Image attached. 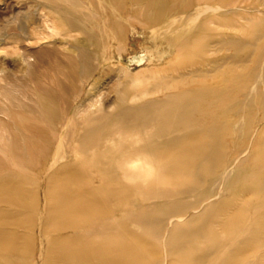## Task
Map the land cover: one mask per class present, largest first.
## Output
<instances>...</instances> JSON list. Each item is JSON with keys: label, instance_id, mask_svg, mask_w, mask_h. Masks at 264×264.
I'll return each mask as SVG.
<instances>
[{"label": "rangeland", "instance_id": "obj_1", "mask_svg": "<svg viewBox=\"0 0 264 264\" xmlns=\"http://www.w3.org/2000/svg\"><path fill=\"white\" fill-rule=\"evenodd\" d=\"M76 1L0 0V165L5 163L8 168L12 165L15 168L19 160L20 162H28L29 159L23 155L21 148L26 145H33L32 147L36 149H34L36 152L33 151L32 160L41 163L42 168L49 169L58 152V163L54 166L60 174L62 172L61 175L67 174L68 169L65 170L66 167L74 166L75 162H79V159L75 158L72 153H68L63 148V143H68L69 147H73L77 144V137L72 136L73 138L70 137L69 140L67 139L68 141L64 142L63 134L68 130L69 123L67 121L61 122L58 118H52L53 114H65L69 117L78 103L95 116H102L106 113L115 114L117 111L115 97L117 91H121V89H126L132 95L127 97V106H135L142 102L157 101L172 96L177 90L183 92L184 88L167 89L168 77L174 76L177 72H188L213 60L221 65L217 74L220 71L221 73L224 72V76H221L223 78L217 86L224 89L233 88L231 84L235 85L236 81L242 83L245 78H233V73L230 71L233 69V65L226 60L235 51L244 56L250 53L254 58L264 48V10L259 11L260 4L261 2L264 3V0H118L119 2L117 0H78L75 4ZM103 1L108 4L104 5ZM108 5L113 12L106 7ZM74 6L75 9H73ZM62 7L65 9L64 11ZM120 8L121 12L119 13ZM202 9L205 10L202 11ZM157 11L158 14H156ZM64 13L65 15H62ZM114 15H118V17ZM192 22H196L195 25ZM71 25L77 26V31L72 30L71 32L69 28ZM79 28L82 31H78ZM215 29L216 31H214ZM258 35H262V39L259 41L256 40ZM230 40L239 42L236 50L231 46H225L220 51L212 53L211 48L208 47L214 41L225 44ZM75 42L80 44L76 48L73 47ZM204 49L207 53L203 51ZM105 58L109 59V63L103 62ZM245 67L248 68V64H245ZM85 75L91 77L86 84L83 82ZM196 79H198L197 82ZM202 83L200 77H195L189 84L192 85V89H196L206 86ZM206 97L201 102L202 104L199 103L200 107L197 106L199 112H202L201 115H205L206 119H210L212 116L218 118L214 106L217 107L221 102L219 100L211 101L209 96ZM208 103H211L213 109L207 106ZM223 103L227 104V101ZM254 113L258 114L259 110H255ZM195 115L193 117L198 116ZM259 116L261 115L259 114ZM76 120L75 124L78 127L80 119ZM26 124L42 130V136L26 137L25 134L23 135L22 126ZM14 127L16 128L14 129ZM102 130L103 135L106 132L111 133V129L104 128ZM131 134L124 136L116 133V140L109 142L110 144L104 141V136L93 137L90 141L91 147L82 151L84 153L81 152V158L89 160L91 156L102 149L104 144L106 146L111 145V149L112 147L115 148L112 149V152H115L122 148V142H129L139 137L137 135L135 137L134 133ZM229 141H227L228 150L224 156L225 160L232 155V142ZM97 143L99 144L95 147ZM18 146L20 149L17 148ZM57 148H59L58 151ZM252 148L248 154L247 163L236 167L234 172H228L225 167H216L217 169L210 172L206 167H199L195 162L196 165L190 167L187 164L190 163L191 165L192 159H188L191 161L189 162L187 157L184 156L183 158V154H186L187 151L183 154L173 151L165 157L168 162L184 160V164L178 167L182 168L180 169L182 171L184 168L187 173H182L184 174L182 177V174H179L180 178L177 177L178 174L176 175L177 166H175L176 169L173 166L163 170L158 166L155 157L145 154L135 158L144 162L140 167L129 170L125 167L127 163L123 162L121 164L124 165L120 164L119 168H124L130 173H127V177H125L126 184L131 185L129 187L132 188L137 185L135 188H143L147 193L148 198L146 195V199L137 198L135 201L140 204L138 208L142 218L161 219L159 227L162 230V235L167 230V222L175 217V213L188 217L189 213L196 211L191 209L190 204H193L206 193L208 197H215L220 204L231 202L234 199L244 200V204H248V209L245 210L246 212L243 210L242 212L241 209L236 211V213H240L238 216L248 218L250 223L255 220L263 223L264 211L258 214L257 212L260 208L264 209V166L254 163L258 159L259 152ZM39 149L42 152H39ZM43 152L47 156L43 155ZM189 153L191 155V152ZM189 153L187 154L189 155ZM176 158L178 159L176 160ZM59 167H62V170ZM45 169L26 171L27 180L35 185L32 187L33 190H36L33 196L39 200V213L44 206L42 191L50 172V170ZM130 171H133L134 174ZM188 171L191 175L193 174L192 177ZM118 176L121 177V174L117 173L116 178ZM197 176L202 179V182L198 185L196 183V187L193 180ZM147 182L150 185L153 182V186L149 185L148 187ZM163 182L166 183L162 184ZM223 186L224 188H233L226 194L218 196V192ZM154 189L155 191H153ZM54 194L57 195V193ZM122 196L121 193L116 195L117 198ZM187 197L191 201L187 200ZM178 205H181V209ZM64 206L62 205V207ZM222 207L217 206L215 208L216 213L225 210ZM160 209L164 211H160ZM197 215H201V213H197ZM88 216L85 217L83 214L82 218H77V221H86ZM196 224L198 225L199 222ZM136 229L137 232L142 230L138 232L140 237L146 236V234L149 236L151 233L150 227L137 226ZM145 230L147 231L146 234ZM143 231L144 234H140ZM250 237L251 235L248 234V238ZM118 238L120 239V237ZM193 242L187 243L188 247L191 244V247L198 245L199 248V244ZM263 251L264 248L257 255L249 252L248 264H252L255 257Z\"/></svg>", "mask_w": 264, "mask_h": 264}, {"label": "bare ground", "instance_id": "obj_2", "mask_svg": "<svg viewBox=\"0 0 264 264\" xmlns=\"http://www.w3.org/2000/svg\"><path fill=\"white\" fill-rule=\"evenodd\" d=\"M52 1L54 2V0ZM77 2L78 0L75 4ZM104 3L105 1H103ZM106 4L108 3L104 5ZM113 5H111L112 8ZM101 7L103 8V6ZM106 7L109 9V5ZM62 8L64 11V7ZM259 8L260 10L257 8L259 11L264 10L263 2H261ZM73 9H75V6ZM205 9H202V11ZM109 10L112 11V9ZM119 10L120 13L121 8ZM156 14H158V11ZM62 15H65V13ZM114 16L118 17V15ZM66 18H68V15H66ZM61 20L63 21V19ZM174 22L176 23V21ZM69 28L71 32L72 30L77 31V26L71 25ZM261 39L262 35H258L256 40ZM79 45V42H75L73 47L76 48ZM225 46H231L236 50L239 42L230 40L224 44L214 41L210 46L208 45L212 53L220 51ZM203 51L207 53L206 49ZM226 61L233 65V69L230 70L233 73V78H245L242 83L236 81V83L234 82L235 85L231 84L233 88L224 89L217 86L221 82L223 78L221 76H224V72L221 73L220 71L221 74H217L221 65L213 60L188 72H177L174 76L168 77L167 89L184 88L183 92L177 90L172 96L157 101L142 102L135 106H127V97L132 95L126 89H121V91H117L115 97L117 107L115 114L106 113L102 116H95L90 114L80 103L76 104L69 117L65 114H53L52 118H58L61 122L67 121L69 123L68 130L63 134L64 142L67 139L69 140L70 137H77L75 146L69 147L68 143H63V148L68 153H72L75 158H78L79 162H75L74 166L66 167L65 170L68 169V173L61 175L62 172L60 174L54 166L58 163V152L54 157L55 160L52 166L45 169L42 168L41 163L31 159L36 152V149L34 148V150L32 147L33 145H24L25 147L21 148V152L29 159L28 162H20L19 160L15 168L13 165L8 168L5 163L0 165V264H208L211 262H215L214 264H248V253L253 252L254 255H257L264 248V222H256L255 220L250 223L248 218L238 216L240 213H236V211L248 209V204H244V200L234 199L231 202L220 204L215 197H208L206 193L193 204L189 203L192 206L189 205L191 209L196 211L189 213L188 217L175 213V217L167 222V230L162 235V230L159 227L161 219L142 218L138 208L140 204L135 201L137 198H145L147 193L143 188H135L137 185L132 188L129 187L131 185L126 184L125 177H127V173H130L124 168H119L123 162L128 164L129 162L139 161L135 158L141 156V154L155 157L158 166L163 170L173 166L175 168V166L178 167L184 164V160L168 162L165 157L173 151L179 154L187 151L186 154H183V158L185 156L187 160L192 159V162L188 160L192 163L191 165L190 163L187 164L190 167L197 163L199 167L204 166L210 172L217 169L216 167H225L228 172H234L236 167L247 163L248 154L254 144L256 145L252 149H257L256 151L259 152L258 159L254 163L264 166V48L254 58L250 53L244 56L235 51ZM103 62L109 63V59L105 58ZM245 64H248V68L245 67ZM89 77V75L84 76V84L90 81L91 77ZM195 77H200L201 82L206 86L192 89V85L189 83ZM198 83L200 85V82ZM156 88L158 87L156 86ZM206 96H209L211 101L219 100L221 102L217 107L214 106L218 118L212 116L210 119H206L207 117L199 112L197 106L200 107L199 103L204 101ZM224 101H227V104L223 103ZM210 104L208 103L207 106L213 109ZM255 110H259V113H254ZM192 114L198 116L193 117ZM76 119H80L78 127L75 124ZM33 127L29 124L23 125V135L25 134L26 137L42 136V130ZM104 128L111 129V133L106 132L103 135L102 129ZM116 133L124 136H130L131 133H134V136L139 137L135 136L136 138L129 142L121 141L122 148L115 152H112V149L115 148L112 147L111 149V145L106 146L104 144L102 149L97 151V154L90 155L89 160L81 158V152L91 147L90 141L93 137L104 136V141L109 143L116 140ZM231 139L233 140L231 141ZM227 141L232 142V155L225 160L224 156L226 150H228ZM17 148L20 149V146ZM56 150L58 151L59 148ZM38 151L42 152L40 149ZM188 151L191 152V155ZM45 152L42 154L45 155ZM187 153L190 155L189 158ZM101 156L103 157L100 158ZM187 160L185 158V161ZM31 169H34V171H39V169L50 170L42 191L44 206L40 213L38 212V209H40L39 200L33 196L36 190H33L32 187L35 185L26 178V171ZM178 169H176L178 178H180L179 174L187 173L184 168V172L180 170L182 168L178 167ZM194 172L196 174V171ZM117 173H120L121 177L116 178ZM226 174L229 175V173ZM109 175L110 177H107ZM189 175L193 176L190 172ZM182 179L184 180V177ZM193 181L195 185L196 183L198 185L202 182V179L197 176ZM164 183L166 182L162 184ZM149 185L148 183L147 186L149 187ZM192 187L194 188V186ZM232 188L221 187L218 196L226 194ZM156 189L158 190V188ZM54 193H57V195ZM118 193L123 196L117 198ZM146 198H148V195ZM180 202L185 203L184 201ZM62 205L65 206L62 207ZM219 205L223 206L224 208H222L225 210L216 213L215 208ZM180 207L181 205L179 209H181ZM160 211L164 210L160 209ZM262 211L264 209L260 208L257 214ZM160 213L164 214L165 212ZM197 213H201V215H197ZM83 214L85 217L90 216L87 217L86 221H77V218H82ZM137 226L150 227L151 233L147 236L145 230L146 236L142 235L140 237L138 232L142 230L140 229L137 232ZM140 234H144V231ZM248 234L251 235L250 238H248ZM191 241H194L195 244L198 243L199 248L198 245L191 247V244L188 247L187 243ZM252 264H264V251L255 257Z\"/></svg>", "mask_w": 264, "mask_h": 264}, {"label": "clouds", "instance_id": "obj_3", "mask_svg": "<svg viewBox=\"0 0 264 264\" xmlns=\"http://www.w3.org/2000/svg\"><path fill=\"white\" fill-rule=\"evenodd\" d=\"M142 163V161H133V162H129L125 167L129 170L135 169L138 166H140Z\"/></svg>", "mask_w": 264, "mask_h": 264}]
</instances>
